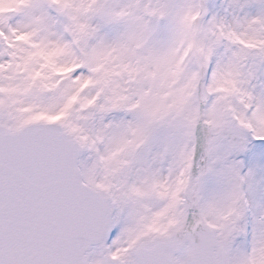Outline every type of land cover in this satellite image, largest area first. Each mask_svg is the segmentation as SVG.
Here are the masks:
<instances>
[{
  "label": "snow or ice",
  "instance_id": "obj_1",
  "mask_svg": "<svg viewBox=\"0 0 264 264\" xmlns=\"http://www.w3.org/2000/svg\"><path fill=\"white\" fill-rule=\"evenodd\" d=\"M0 264H264V0H0Z\"/></svg>",
  "mask_w": 264,
  "mask_h": 264
}]
</instances>
